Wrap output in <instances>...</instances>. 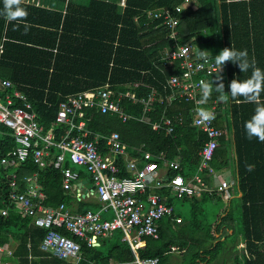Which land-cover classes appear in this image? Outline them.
I'll return each instance as SVG.
<instances>
[{
	"label": "trees",
	"instance_id": "1",
	"mask_svg": "<svg viewBox=\"0 0 264 264\" xmlns=\"http://www.w3.org/2000/svg\"><path fill=\"white\" fill-rule=\"evenodd\" d=\"M117 1L68 4L64 15L22 2L20 7L28 13L26 21L8 22L0 14V79L9 80L12 85L0 90V101L5 102L6 96L12 98L16 91L25 94L38 123L47 131L59 103L77 92L109 82L116 91L134 94V102L126 97L122 102L125 113L134 117L143 114L145 105L140 100L153 93L155 99L148 105L145 122L129 120L123 123L115 115L88 109L85 129L102 136L117 132L131 156H137L133 149L143 147L159 166L164 160L178 161L179 169L171 174L179 173L189 178L197 171L198 151L207 139L191 125L192 104L180 99L166 100L172 92L166 82L178 74L179 69L176 61L165 66L161 53L174 45V40L169 38V31L161 26L160 20L147 15V12L162 8L174 11L184 0H125L123 9ZM2 11L3 0H0V13ZM176 16L177 44L190 43L198 51H208L212 58L225 47L238 51L246 49L249 61H254L255 66L264 71V0H192V4ZM25 23L30 25L27 32ZM220 75L225 94H228L231 80H246L251 69L241 73L238 66L226 62ZM204 78L207 82L212 80L213 87L216 86V74ZM218 95L213 91L207 104L202 106L207 108L215 103L216 122L220 123L221 136L210 165L217 173L231 170L233 189L228 193H202L199 199L178 200L166 193L167 203L173 206L174 212L158 223V239L143 237L144 244L135 253L121 240L120 231L99 239L96 247L77 240L82 254L79 264H136V256L140 261L157 258V264H166L173 247L183 252L182 257L188 258V264H211L218 259L224 262L229 256L234 264H264V142L256 138L249 140L244 129L256 105L237 102L242 101V97H229L220 102ZM260 100L264 102V92ZM163 118L173 120V133L167 135L163 128H152V123ZM65 129L59 127L57 133ZM11 133L9 128L0 125V161L15 147ZM58 153V149L51 148L42 169L31 161L10 168L0 163V245L13 249L12 256L3 258L4 261L64 263L49 254V258H45V253L39 250L46 231L31 227V219L21 216L19 205L10 201L11 174L15 175L23 192L25 178L37 173L47 207L73 203L74 213L99 208L98 204L76 202L64 193L62 174L52 164ZM118 164L123 168L124 160L120 158ZM65 166L70 164L65 162ZM80 173L82 179L89 180L85 172ZM122 175L127 176L125 172ZM232 199H235L234 211L229 207ZM174 200L189 203L191 207L188 211L175 210ZM214 200L224 203L219 211L221 214H216L208 227L199 224L204 214L196 206ZM2 210L7 211L6 216L1 215ZM61 232L71 238L69 233ZM239 243L244 244V248L237 253Z\"/></svg>",
	"mask_w": 264,
	"mask_h": 264
},
{
	"label": "built area",
	"instance_id": "2",
	"mask_svg": "<svg viewBox=\"0 0 264 264\" xmlns=\"http://www.w3.org/2000/svg\"><path fill=\"white\" fill-rule=\"evenodd\" d=\"M191 4L192 0H184L174 11L162 8L147 12L150 18L161 21V26L169 31V38L174 40V45L161 53L165 66L176 61L179 69L178 74L171 76L166 82V86L172 91L166 100L171 102L180 99L192 104L191 125L207 139L198 151L200 162L197 171L189 178L179 173L171 174L179 169L178 161L164 160L159 166L153 161L152 154L143 147L133 149L137 156H131L128 146L122 142L117 132L102 136L85 129L86 121L89 120L85 111L88 109L115 115L123 123L129 120L145 122L144 115L149 111L148 105L155 99L153 93L140 100L145 105L143 114L134 117L125 113L122 104L124 97L134 102V94L116 91L109 82L77 92L66 96L59 103L55 119L47 131L38 123L32 104L25 94L16 91L12 98L6 96L5 102L0 101V125L12 131L15 142V147L1 159V165L10 168L31 161L42 169L50 157L51 148H56L59 153L52 164L62 174V190L69 192L76 202L93 199L92 202L99 205L96 211L87 209L79 213L70 212L64 204L57 209H49L44 204L47 198L37 173L25 178L23 192L19 189L15 175H10V201L19 205L21 216L31 219L34 227L46 230L40 250L64 262L63 264L80 263L81 245L77 240L96 247L99 239L120 231L121 240L126 241L135 253L144 244L143 237L158 239V223L174 212L173 206L167 203V194L179 200L197 197L202 193L229 192L233 189V180L218 179L217 176L221 175L210 165L221 136L216 124V104L206 108L215 114V119L211 122L198 123L195 112L198 107L203 106L196 103L201 98L199 81L217 74L214 58L208 55L206 60L201 59L194 45L176 43V13L180 14ZM117 5L121 9L125 8V0L117 1ZM185 47L189 49L187 53L183 50ZM11 86L9 80L0 79V90ZM159 102H162V98ZM173 124L172 119L163 118L152 123V128H163L169 135L173 133ZM59 127L66 129L63 133H57ZM120 158L124 160L123 168L118 164ZM65 162L70 166H65ZM79 168L89 177L88 188L82 185ZM122 172L127 176H123ZM1 215L6 216L7 211L2 210ZM62 230L68 232L71 238L62 234ZM12 253L11 249L0 245V264H18L3 260L11 257ZM147 261L158 263L157 258L140 261L137 256L135 263L144 264Z\"/></svg>",
	"mask_w": 264,
	"mask_h": 264
},
{
	"label": "clouds",
	"instance_id": "3",
	"mask_svg": "<svg viewBox=\"0 0 264 264\" xmlns=\"http://www.w3.org/2000/svg\"><path fill=\"white\" fill-rule=\"evenodd\" d=\"M21 3L22 0H3V11L0 14H2L8 22L17 20L26 21L28 13L24 8L20 7ZM29 27L30 25L27 23L24 24L25 32H27ZM183 50L185 53L189 51L187 47ZM208 55H210L208 51L199 50V58L206 60ZM213 58L218 70L216 74V86L213 87L212 80L211 82H207L203 79L200 80L199 87L201 90V98L196 101L197 105L202 106L207 104L213 94V91L219 94L217 96V100L220 102L226 101L229 97L232 99L242 97L243 100H238L237 102L255 104L256 107L254 109V113L249 120L245 121L244 129L249 140L256 138L259 142H264V102L260 100V94L261 92H264V71L256 67L254 61H249L246 49L238 51L230 47H225ZM226 62H231L232 64L238 66L241 73L247 72L251 69V75L246 80H231L228 85V94H225V85L222 82L223 77L220 75L222 66L225 65ZM195 112L198 117V123L211 122L215 119V114L204 107H198ZM4 247L10 249L9 246ZM11 250L13 251V249ZM170 252H178V249L173 251L171 248ZM144 264H156V262L147 261L144 262Z\"/></svg>",
	"mask_w": 264,
	"mask_h": 264
},
{
	"label": "crops",
	"instance_id": "4",
	"mask_svg": "<svg viewBox=\"0 0 264 264\" xmlns=\"http://www.w3.org/2000/svg\"><path fill=\"white\" fill-rule=\"evenodd\" d=\"M90 0H22V2L23 3H26V4H32V5H34L35 7H39V8H45V9H50V10H54V11H57V12H61L62 13V15H64L65 14V12H66V8H67V5L68 4H75V5H85V4H87L88 2H89ZM104 1H116V0H104ZM217 117V116H216ZM216 120H217V118H216ZM216 124H217V127L219 128V130H220V123L217 121L216 122ZM221 127L224 129V127H225V124H224V122L223 123H221ZM80 172H85L83 169H81V168H79L78 169ZM220 173H222V172H220ZM224 173H230V170L229 169H227ZM81 174V173H80ZM87 174V173H86ZM89 178V177H88ZM83 181H82V185L85 187V188H88L89 187V183L90 182H87V181H89L88 179H85V178H83L82 179ZM214 192H217V191H212L211 193H214ZM66 195L68 194V195H71L69 192H64ZM211 193H206V194H211ZM201 196L202 195H199V196H197V197H194V198H201ZM71 197H72V195H71ZM93 201V199H88L87 200V202H89V203H92V204H96L95 202H92ZM46 202V201H45ZM61 204H64V203H60L57 207H48L49 209H57ZM65 205V204H64ZM74 205L75 204H73L72 203V205L71 206H66L65 205V207H66V209L68 208L69 209V211L70 212H72V213H74ZM191 206V205H190ZM199 206V205H198ZM198 206H196V207H198ZM203 206V205H202ZM47 207V206H46ZM177 210L178 211H188V208H186L185 207V210L184 209H178L177 208ZM75 213H78V212H75ZM184 213H186V212H184ZM207 218H206V216L204 215V217L203 218H201V221L200 222H198L199 224H201V225H204V226H206V227H208V226H210L213 222H214V220H212V221H208V220H206ZM31 225V224H30ZM31 227H34L33 225H31ZM36 228V227H35ZM46 231V230H45ZM63 231H65V230H63ZM66 232V231H65ZM68 233V232H67ZM66 236V235H65ZM69 237V236H68ZM42 242V241H41ZM41 245V244H40ZM39 250H40V246H39ZM40 251H42V250H40ZM43 253H45V258H49L48 257V253L47 252H44V251H42ZM182 255H183V252H174L173 254H172V256H171V258H170V261L168 262V263H166V264H180L181 262H182ZM39 258H44V256H39ZM221 260V259H220ZM60 261V260H59ZM222 263V262H221ZM199 264H207V262H200Z\"/></svg>",
	"mask_w": 264,
	"mask_h": 264
},
{
	"label": "rangeland",
	"instance_id": "5",
	"mask_svg": "<svg viewBox=\"0 0 264 264\" xmlns=\"http://www.w3.org/2000/svg\"><path fill=\"white\" fill-rule=\"evenodd\" d=\"M218 174L221 175V176H217L218 179H221V178L230 179L231 178L233 180V176H232L231 170H230L229 174L228 173H224V172L218 173ZM174 203H175V205H174L175 210H177V208L185 210V207L188 208V210H189L190 207H191L189 203H180L177 200H174ZM223 205H224V203H222V202L220 203L218 200H216V201L215 200L214 201H206L203 204V206L200 203L199 206L197 207V210L201 214H204L206 216V218H207L206 220L212 221V220L215 219V215L216 214L217 215L221 214V212H219V211H220L221 206H223ZM229 207L230 208L232 207L231 209L234 211V209H235V199L231 200V203L229 204ZM108 216H110V214H108ZM243 248H244V244H242V243L241 244L239 243L238 245H236L237 253L242 251ZM223 263L224 264H234L233 259L230 256L228 257V259L225 258L224 262H223L222 259L221 260L218 259V261H215V262H213L211 264H223ZM180 264H188V258L187 257H182V262Z\"/></svg>",
	"mask_w": 264,
	"mask_h": 264
}]
</instances>
